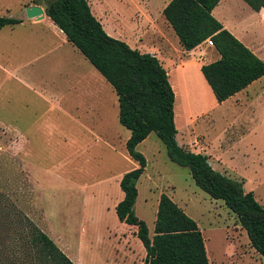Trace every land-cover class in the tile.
<instances>
[{"label": "rangeland", "instance_id": "rangeland-1", "mask_svg": "<svg viewBox=\"0 0 264 264\" xmlns=\"http://www.w3.org/2000/svg\"><path fill=\"white\" fill-rule=\"evenodd\" d=\"M52 1L0 0V16H19L26 22L15 30L7 28L2 44L19 55L18 43L11 45L12 35L13 43L31 32L33 37L38 31L50 37L49 20L31 27L27 20L40 18L28 17L26 7L40 5L46 9ZM90 2L98 18L108 5L104 24L112 36L144 47L159 40L154 31L161 29L170 47L174 51L181 49L157 10L162 0ZM207 45L208 42L201 48L200 61L216 50ZM76 51L72 48L71 56L92 67ZM15 62L19 64L21 60ZM55 76L51 75L57 79ZM36 79L37 76L31 83L35 88L31 84L28 88L11 76L0 75V120L12 122L30 137L27 151L22 150L16 139L20 137L18 131L0 122V194L10 198L46 233L63 238L71 250L68 253L75 254L83 264H102L101 257L115 242L112 232L119 227L115 210L122 193L119 179L133 165L126 148L130 131L119 122L117 94L103 76L105 105L101 109L96 101L86 100L84 104L73 86L64 90L63 97L56 92L50 97L38 90L41 85ZM176 88L178 142L189 149L209 148L214 167L231 178L243 179L246 190L253 191L264 206V100L251 96L220 105L213 101L201 78L189 74L177 79ZM202 108L210 110L199 114ZM44 112L53 115V121L35 128ZM186 114L199 115L189 121ZM137 150L145 155L147 167L137 184L135 211L147 222L151 235L159 199L165 193L197 221L210 264H264V256L252 246L237 215L223 200L212 198L197 186L187 167L169 158L164 142L155 132ZM44 223L49 231L44 229Z\"/></svg>", "mask_w": 264, "mask_h": 264}, {"label": "trees", "instance_id": "trees-1", "mask_svg": "<svg viewBox=\"0 0 264 264\" xmlns=\"http://www.w3.org/2000/svg\"><path fill=\"white\" fill-rule=\"evenodd\" d=\"M255 11L264 0H245ZM220 0H171L163 15L185 50L212 38L221 57L204 64L202 72L218 103L264 76V60L213 15ZM51 20L104 76L115 90L119 122L130 131L126 148L139 166L124 173V198L115 207L121 222L136 226L146 249L143 264H210L205 238L197 221L169 195L162 193L154 232L135 211L138 181L147 159L137 146L152 132L164 142L169 158L187 167L196 183L212 198L223 200L247 231L252 246L264 256V206L243 179L215 169L209 155L179 144L175 119L176 93L161 60L133 48L107 32L89 0H53L45 9ZM22 20L0 16V29ZM0 264H76L54 239L10 198L0 194Z\"/></svg>", "mask_w": 264, "mask_h": 264}, {"label": "crops", "instance_id": "crops-1", "mask_svg": "<svg viewBox=\"0 0 264 264\" xmlns=\"http://www.w3.org/2000/svg\"><path fill=\"white\" fill-rule=\"evenodd\" d=\"M170 1L171 0H162V4L158 7L157 10L160 15L163 16L166 24L169 26V30L173 32L176 40L180 44L179 38L176 35L174 29L163 15V10ZM107 9L108 5H105V7L100 11V18L97 17L103 23L104 28L106 27L104 22H107L108 20L106 17ZM92 11L94 13L93 8ZM212 12L213 15L224 25L225 28L230 30L237 38H239L245 45H247L253 52H255L261 59L264 60V9H262L261 11H255L245 0H220V2ZM116 14L119 13L116 12ZM16 18H20L22 21L14 25H6L2 29H0V75L11 76L20 84L28 88H30V84L34 82V77L37 76L36 82L41 85L38 90L43 91L50 97L54 92H56L58 96L63 97L64 90L69 86H73L74 88H77V92L80 93L78 95H80V99H82V102L84 104H86V100H89L90 102L96 101L100 105V108L103 109L105 105L103 100L104 92L102 87L103 76L101 75V73L97 72L93 65L92 67H88L86 65V61H81L79 63L73 58V56H71L72 48L75 52H77L76 50L78 49L71 42H69L66 34L51 20V18L46 14V11L44 18L38 21L27 20V24L33 27L36 25H40L42 22H46V20H49L50 25L52 26V35L50 37L39 31L36 32L37 37H33L34 32H31V34H29L28 36L16 38V42L13 43L12 35L11 45L18 43L17 45H19V49L21 52V55L19 54V58V55L10 51V48L7 44H2L4 41V35L2 34L7 31V28L15 30L17 27L26 25V22H24L22 17L17 16ZM17 33L18 32H16V34ZM154 33L158 36L159 40L156 43H152L151 45L144 47L140 46L137 42H130L127 38L122 39L127 41L133 48H138L139 50L141 48V51L143 52L145 51L155 54L161 60L170 75V81L176 93V102L178 98L176 88L177 79L182 74H189L192 76V78L195 79L200 77L209 89L213 101L215 103H218L210 85L204 77L202 66L219 59L221 57L219 51L216 48L215 51H209V54L202 58L204 60L200 61V54L203 53V51H201V48L204 44H206V42H203L192 50H185L184 47L180 44L181 49L178 51H174L170 47L169 44H171V42L164 31H162L161 29H156ZM17 58L21 60V63L19 62L18 64V62H15V60H18ZM10 61L12 63H10ZM170 66L171 68H169ZM55 74V77L57 79L51 77V75ZM31 87L35 88V86H33L32 84ZM251 96H255V98L259 101L264 100V76L255 80L248 87L237 92L235 95L219 104H226V102L232 99H234L236 102L247 100L248 97ZM176 102L175 119L177 120ZM209 110L210 108H202L199 114H203L205 112H208ZM191 114H186L187 117H190L189 121H191L192 117L199 115ZM53 117V115H48L47 112L42 113V117L39 121L40 124L35 123L36 126L34 127L39 128V125L53 121ZM0 122L9 123L16 129V131H18L20 137L16 139L20 140V146L22 150L26 149L27 151V145L29 144L28 142L30 140V137L25 134V131L15 127L12 122H7L4 120H0ZM185 122L186 121H184V123ZM35 130L37 131V129ZM36 133L42 136V134L38 131ZM149 136L138 144L137 149L147 142ZM24 141H27V143H25ZM191 150L209 155L210 162L214 167L213 157H211V151L209 150V148H193ZM138 166L139 164L133 160L132 167L128 168L125 172ZM125 172L121 174L119 184ZM145 173L146 170L144 171L143 175H145ZM143 175L141 176V178L143 177ZM123 198L124 192L122 191L120 201ZM44 227H46L44 228L45 230L47 229V231H49L46 223H44ZM136 230V226L129 225L119 220V227L112 232L115 239L114 241L117 243L114 242V244H112L111 246L110 251L101 257V263L143 264L146 257V249L142 241L138 238ZM50 235L51 237L55 238L54 241L57 242L62 250H64L76 264H83L75 254L68 253L71 250L69 249L68 244L65 242V240H63V238H61L57 234H53L52 232Z\"/></svg>", "mask_w": 264, "mask_h": 264}, {"label": "water", "instance_id": "water-1", "mask_svg": "<svg viewBox=\"0 0 264 264\" xmlns=\"http://www.w3.org/2000/svg\"><path fill=\"white\" fill-rule=\"evenodd\" d=\"M26 14L28 17H38L42 19L45 16V10L40 5H31L26 7Z\"/></svg>", "mask_w": 264, "mask_h": 264}, {"label": "built area", "instance_id": "built-area-1", "mask_svg": "<svg viewBox=\"0 0 264 264\" xmlns=\"http://www.w3.org/2000/svg\"><path fill=\"white\" fill-rule=\"evenodd\" d=\"M205 42H208V46H214L212 38H208Z\"/></svg>", "mask_w": 264, "mask_h": 264}]
</instances>
